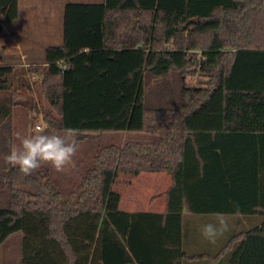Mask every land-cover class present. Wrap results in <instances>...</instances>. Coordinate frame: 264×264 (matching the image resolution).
Returning a JSON list of instances; mask_svg holds the SVG:
<instances>
[{
	"label": "trees",
	"instance_id": "obj_1",
	"mask_svg": "<svg viewBox=\"0 0 264 264\" xmlns=\"http://www.w3.org/2000/svg\"><path fill=\"white\" fill-rule=\"evenodd\" d=\"M3 16L17 18L18 0H0V33ZM172 73L207 80L175 93ZM38 76L45 134L75 130L77 146L143 136L103 147L68 192L48 163L23 174L6 156L15 111L39 109ZM157 173L173 180L166 211L121 210L117 178ZM184 211L260 216L217 257L232 250L230 264H264V0L68 3L63 43L46 49L42 66L0 58V246L21 232L24 264H183Z\"/></svg>",
	"mask_w": 264,
	"mask_h": 264
},
{
	"label": "rangeland",
	"instance_id": "obj_2",
	"mask_svg": "<svg viewBox=\"0 0 264 264\" xmlns=\"http://www.w3.org/2000/svg\"><path fill=\"white\" fill-rule=\"evenodd\" d=\"M101 0H29L30 5H36V12H28L23 15L22 26L19 29L20 38L25 40L27 45H32L37 48L38 51H44L49 46L61 45L63 41V16H60V9H62L61 5H65L67 3H100ZM35 13V14H34ZM36 15V16H35ZM137 22H134V26H136ZM6 47L5 45L0 46ZM14 58H5L3 62L6 64L16 63V59ZM28 63L27 66H42L45 62L44 59L31 60L26 61ZM18 63V62H17ZM16 63V64H17ZM207 78L201 76H187L186 74L181 77V74L172 73L169 76L168 83L171 88H175V93L179 92V89L182 84L187 87H197L202 88L205 86ZM34 89L32 90V96L35 99L36 103L39 104L38 110H17L14 113L15 120V144L19 146L21 140L29 135L34 134L36 132V125H44V111L49 110L50 106L47 103L45 96L42 94L41 87V77L38 76L35 79L30 80ZM157 83L156 80L149 79L146 83V86H153ZM159 88L155 89L151 94L147 97V104L152 105L154 101L158 100L160 95L161 86L160 84L156 85ZM149 91V90H148ZM176 95V94H175ZM170 101V95L167 97ZM172 98V97H171ZM189 98L192 99V94H189ZM46 125L43 126V133L45 132ZM45 134V133H44ZM66 133H62L59 135H65ZM143 135L137 133H116V134H105L98 137L93 142H83L77 146L76 154L73 157V161L70 165L66 166L63 170V181H58L57 183L64 189L65 191L71 190L69 187L70 184L74 186L75 184H79L80 180V172L83 173L87 169H89L93 163V158L99 154V152L103 149V147L116 145V146H125L128 143L135 142L141 139ZM77 135H75V139H77ZM51 168H53L50 164H48ZM60 172H54V174H58ZM61 174H59L60 177ZM124 175H120L116 182L113 185L112 191L120 196V203L123 199L124 204L130 203L132 198L137 196L139 202H147L150 198L147 195L146 190H144V185L149 182V179L152 183L156 184V191L154 193L153 198H162L165 193L171 187L173 180L172 177L166 173H157V174H145L139 177L138 180L126 179L123 178ZM77 180V182H76ZM76 182V183H74ZM165 202V199H164ZM20 235H15L8 239L1 248V257L0 264H21L19 263V258H21V249L20 246L16 244L19 240Z\"/></svg>",
	"mask_w": 264,
	"mask_h": 264
},
{
	"label": "crops",
	"instance_id": "obj_3",
	"mask_svg": "<svg viewBox=\"0 0 264 264\" xmlns=\"http://www.w3.org/2000/svg\"><path fill=\"white\" fill-rule=\"evenodd\" d=\"M102 2L104 0H101ZM100 2V3H102ZM68 4V3H67ZM89 4V3H85ZM62 9H60V16H63L64 23V9L65 5H61ZM37 6L30 5L29 0H18V16L14 21H8L5 16L1 18V23L3 27V31L0 33V46L5 45L6 47L0 48V58H14L16 59V63L3 64L8 66H15L18 68H27L25 66L28 65L26 61L44 59L46 48L44 51H38L35 46L27 45L25 40H22L19 36L20 28L22 26L23 15L30 12H36ZM35 14V13H34ZM36 16V15H35ZM63 35V32H62ZM63 43V41H62ZM62 45V44H61ZM57 46V45H55ZM59 46V45H58ZM50 47V46H49ZM13 59V60H14ZM15 122V120H14ZM45 125V124H44ZM43 125V126H44ZM53 172H56L54 168ZM55 175V181H63V171ZM59 174L60 177H59ZM124 175V174H121ZM145 174H141L139 176L133 175H124L126 179H139V177ZM149 182L144 185V190H146L147 195H149V199L147 202H139L137 196L132 198L130 203L124 204L123 199L120 203V209L128 212V213H137V212H149V213H157L162 214L166 211L167 198L164 195L162 198H153L154 193L156 191V184L152 183L150 178ZM59 183V182H58ZM165 199V202H164ZM185 222H184V252L187 251V258L183 260V264H230L231 259L228 258V253L231 251H227L223 255L218 256L221 250L227 244L229 238L236 234L240 228L245 227L247 232L255 230L262 225V220L260 216H239V215H226L228 223H229V231L225 232L222 236L218 237L215 243H210L202 234V228L204 225L209 223H216L215 215H203V216H192L188 215L185 211ZM234 233V234H233ZM19 240L16 242L21 249V258H19V263H23V252H22V242L24 238V234L21 232L15 233L10 236L8 239L15 235H20ZM7 239V240H8ZM6 240V241H7ZM2 246H0L1 251ZM228 254V255H227ZM1 257V252H0Z\"/></svg>",
	"mask_w": 264,
	"mask_h": 264
},
{
	"label": "clouds",
	"instance_id": "obj_4",
	"mask_svg": "<svg viewBox=\"0 0 264 264\" xmlns=\"http://www.w3.org/2000/svg\"><path fill=\"white\" fill-rule=\"evenodd\" d=\"M77 151L75 130H67L65 135L44 134L37 129L34 134L25 136L19 146L12 145L6 161L18 166L23 174H31L42 163L50 164L55 170L63 171L70 165ZM216 223L203 226L202 234L210 242L229 231V223L224 213H216Z\"/></svg>",
	"mask_w": 264,
	"mask_h": 264
},
{
	"label": "built area",
	"instance_id": "obj_5",
	"mask_svg": "<svg viewBox=\"0 0 264 264\" xmlns=\"http://www.w3.org/2000/svg\"><path fill=\"white\" fill-rule=\"evenodd\" d=\"M62 68L65 69L66 66L63 65ZM37 129L43 130V126H42V125H36V126H35V130L37 131Z\"/></svg>",
	"mask_w": 264,
	"mask_h": 264
}]
</instances>
